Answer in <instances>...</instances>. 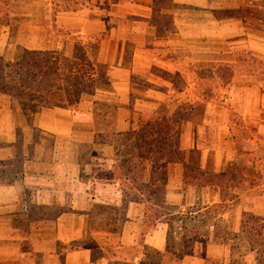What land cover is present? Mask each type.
<instances>
[{
	"label": "crops",
	"instance_id": "obj_1",
	"mask_svg": "<svg viewBox=\"0 0 264 264\" xmlns=\"http://www.w3.org/2000/svg\"><path fill=\"white\" fill-rule=\"evenodd\" d=\"M89 45L100 96L32 112L0 92V264H264V167L237 147L264 144V0H0V59ZM198 70L224 101L181 122L168 110L195 109ZM182 125L183 156L211 143L200 166ZM159 127L169 155L137 144Z\"/></svg>",
	"mask_w": 264,
	"mask_h": 264
},
{
	"label": "rangeland",
	"instance_id": "obj_2",
	"mask_svg": "<svg viewBox=\"0 0 264 264\" xmlns=\"http://www.w3.org/2000/svg\"><path fill=\"white\" fill-rule=\"evenodd\" d=\"M95 54H96V46L89 45L86 50H77L74 52V59L75 61H65L62 60L63 58L60 55H52V54H46V55H36L33 56V59H35V66L33 67L32 64V73L36 74L38 76V79L36 82L41 83L42 88H49V91L46 94V98H48V104H56L60 105L62 103L68 104L69 106L74 105L80 98H83L85 100H88L91 98V96L95 94L94 90H104L106 89L107 82L105 79V73L107 68L97 63L95 60ZM21 54H19L18 57H20ZM27 58L29 59V55H27ZM48 60V64L44 65L42 63V60ZM54 59V60H52ZM247 59H243V61H246ZM250 62L248 64L250 65ZM242 65V64H241ZM254 66L258 67V63L254 62ZM1 67V65H0ZM22 66V70L25 72L26 67ZM42 68H46L48 70L47 76H42L41 71H43ZM201 69L203 67H200ZM14 69V68H13ZM28 69V68H27ZM30 69V68H29ZM15 70V69H14ZM41 70V71H40ZM6 75L7 78H2L3 75ZM22 78H17L13 76L12 70H2V73L0 72V88L2 85H7V92L9 93L12 86H14L13 83H15V87L18 86L19 83H26L31 75L33 74H22ZM45 75V74H44ZM95 75L94 79H92L90 76ZM227 75V74H226ZM41 77V78H40ZM1 78L3 81H1ZM19 82V83H18ZM222 86L221 83H219L215 78L211 77L209 78L208 74L204 73V70H198V79H197V89L195 92H192L190 97L196 96L198 98L197 100V106L195 109L189 106H186L188 104H182L180 109H175L173 106V110H168V115L172 116V118L180 119L181 122H188L189 120H195L197 122L204 121L205 119H214L217 118V111L215 109H208L204 110V102L210 100L212 98L214 105H220L221 102L224 101V95L222 94V91H220L219 87ZM38 87V85H37ZM213 90V95L210 97L209 90ZM16 90V89H15ZM43 90V89H42ZM48 91V90H47ZM52 93V94H51ZM95 95H98L96 93ZM188 98V92L184 95H181L179 99L183 101H187ZM16 99V97H15ZM13 99V100H15ZM185 99V100H184ZM194 99V98H193ZM17 101V100H15ZM40 104V101L37 100ZM98 111L101 114V118L104 116H108L109 111L98 106ZM26 111H29L27 109ZM167 115V116H168ZM110 122V119L107 120ZM200 126V124L198 125ZM203 125L198 128L203 131ZM155 133H159V138H155L152 143L141 141L139 138V144L140 146H144V148L150 149L151 151H163L164 155H169L168 153L171 152L173 147V142L167 140V136L169 135V132L166 131V127H159L158 131ZM204 139V137H203ZM201 141L197 142V151L196 153H193L191 150V155L188 158V154L186 153L185 156H183V151H188L189 142L183 141V125H182V142H181V149H182V157L180 158L181 161H188L192 164H195L197 166H200V161L203 160V158L200 156V150H204L209 147L211 144L209 141ZM137 144L134 143L131 145L130 150L135 151V146L137 147ZM175 146H177V143L175 142ZM242 151H245L247 153L253 152L256 150H259V158L258 156L254 159L257 161V164L260 167H264V144H257V146H254L251 142H244L241 144ZM123 149V146L121 150ZM155 153V152H154ZM165 158H168L167 156ZM210 160V159H209ZM244 160V159H243ZM250 162L252 161V158L249 159ZM235 159L233 163H228L227 165V178L228 180H236L239 174L240 164L241 162ZM258 174H260L258 172ZM240 175V174H239ZM251 175V173H250ZM253 176H257V173H255ZM261 178L264 177V174L260 175Z\"/></svg>",
	"mask_w": 264,
	"mask_h": 264
},
{
	"label": "trees",
	"instance_id": "obj_3",
	"mask_svg": "<svg viewBox=\"0 0 264 264\" xmlns=\"http://www.w3.org/2000/svg\"><path fill=\"white\" fill-rule=\"evenodd\" d=\"M46 54H48V53H26V52H24V53H21L20 57H18L17 61H15V62H9V61H4L3 59H0V65H1L0 72L1 73H2V70H7V71L12 70L13 76L17 77V78H22L23 77L22 74L26 75L27 72H28V74H33V75H31V78H33V79H30V77H29L28 81L24 84L18 82L19 83L18 86L15 87V83H13L14 86L11 87L9 93L7 92L8 86L6 84L2 85V87L0 88V92L11 97V99H15V97H16L15 100H17L18 103L25 104L29 108V110L32 112L34 110H38L41 107L56 105V104H51V105L48 104L49 101H48V98H46V94L48 92H50L49 88L48 87L42 88L41 83L39 81L36 82L38 79V76L36 74H34L36 72L32 73V68L36 64L34 61L35 59H33V56H36V55L42 56V55H46ZM27 55H29V59L27 58ZM52 60H54V59H52ZM42 63L44 65H47L48 60L44 59V60H42ZM32 64H33V67H32ZM22 66L26 67L25 72L22 70ZM42 69H43V71L40 70L41 71L40 74H42V76L46 77L48 70L46 68H42ZM2 78H7V77L4 74L2 76ZM2 78H1V81H3ZM37 85H38V87H37ZM37 100L40 101L39 105H37L39 103ZM184 168H185L184 175H183L184 181L189 180L192 182V181L196 180V182H198V184H199V180H203L204 181L203 183H205L206 180L209 182L210 179L206 178V174L202 173V171L198 172L193 166L185 165ZM187 178H189V179H187Z\"/></svg>",
	"mask_w": 264,
	"mask_h": 264
}]
</instances>
